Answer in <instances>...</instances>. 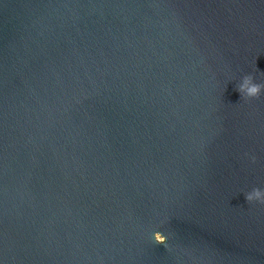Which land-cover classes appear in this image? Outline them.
Here are the masks:
<instances>
[{"label": "water", "instance_id": "95a60500", "mask_svg": "<svg viewBox=\"0 0 264 264\" xmlns=\"http://www.w3.org/2000/svg\"><path fill=\"white\" fill-rule=\"evenodd\" d=\"M245 75L264 0H0V264H264Z\"/></svg>", "mask_w": 264, "mask_h": 264}, {"label": "clouds", "instance_id": "9594fccd", "mask_svg": "<svg viewBox=\"0 0 264 264\" xmlns=\"http://www.w3.org/2000/svg\"><path fill=\"white\" fill-rule=\"evenodd\" d=\"M237 90L242 99L253 100L259 98L264 93V84L257 83L252 75H245L237 84ZM248 203L259 202L264 204V191L255 188L245 194ZM154 239L158 243H164V237L159 232L153 233Z\"/></svg>", "mask_w": 264, "mask_h": 264}]
</instances>
